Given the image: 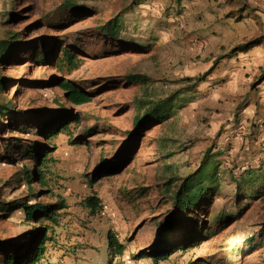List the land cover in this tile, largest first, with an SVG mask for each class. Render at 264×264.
<instances>
[{"label":"rangeland","instance_id":"1","mask_svg":"<svg viewBox=\"0 0 264 264\" xmlns=\"http://www.w3.org/2000/svg\"><path fill=\"white\" fill-rule=\"evenodd\" d=\"M119 16L117 38L103 34L100 27ZM255 39L264 41V0H0V46L17 42L0 63V104L14 109L12 126L0 133V207L28 197L29 185L19 182L24 169L45 173L30 155L39 145L42 159L54 161L69 205L42 264H153L151 250L172 245L188 248L159 264H264V176L238 190L239 166L221 156L215 162L223 182L213 206L187 214L191 221L171 214L182 180L206 155H218L220 135L209 133L214 106L224 105L212 99L222 84L220 43ZM64 48L75 53L76 69L57 66ZM42 53L48 57L38 62ZM212 67L190 90L197 82L188 79ZM215 73L220 77L212 81ZM64 81L91 101L68 102ZM173 95L168 121L138 128ZM60 127L59 136L46 138ZM36 179L39 200L54 204L59 189ZM90 195L101 199L96 214L82 206ZM40 225L20 211L0 212V252H24L18 240ZM207 226L215 234L199 236ZM109 232L125 245L123 256L110 257ZM166 232H175L169 242Z\"/></svg>","mask_w":264,"mask_h":264},{"label":"trees","instance_id":"2","mask_svg":"<svg viewBox=\"0 0 264 264\" xmlns=\"http://www.w3.org/2000/svg\"><path fill=\"white\" fill-rule=\"evenodd\" d=\"M122 27V18L121 16L116 17L109 21L106 25L100 27V30L106 36L116 39L120 33ZM10 46H0V63L6 60L8 56V52L11 51L12 45L17 44V42H10ZM262 43L261 39H255L249 42L246 45H241L234 48L230 54L225 55L224 57L234 55L238 52H243L248 50L251 47L257 46ZM62 55L58 57L57 66L59 68L62 67H69L70 69H76L78 67L77 57L73 50L64 48L62 49ZM48 57L47 54L42 53L39 56V61H44ZM215 70V67H212L206 74L202 77H198L197 79L190 78L188 80L194 81L196 80L197 83L193 84L190 90L196 88L199 84L206 81L207 77L212 74ZM134 80L142 82L143 84L146 80L139 76H133ZM264 76L261 77L263 79ZM2 83V81H1ZM68 96V102L73 105H84L91 101V98L88 94L83 93L75 86L71 85L69 82L64 81L59 84ZM189 90V91H190ZM175 96L173 95L169 97L166 101L161 104H158L156 108H154L151 112L145 114L141 121H139L138 128H142L144 126H152L155 127L157 125H161L168 121L172 115V111L174 108V99ZM9 103V102H8ZM14 114V109L11 108L7 104H0V133L7 128L8 126H12L10 123L11 116ZM2 120H6L7 123H3ZM53 121H48L44 127L46 128L49 126ZM65 127H60L59 129H54L49 133H43L47 139H52L64 131ZM14 130V129H13ZM43 132V131H41ZM36 152L30 154L32 159L34 158L36 161V165L39 169H43L45 173H38L36 171H31L29 169H24L21 177L19 178V182L27 183L28 187V197L21 199L17 202L11 203L10 206H1L0 212H14L20 211L22 212L25 221L27 223L34 222L36 224H41L39 228L35 229V233L32 235H27L18 242L24 243L26 248L25 251L22 253H11L7 255L5 252H0V256L5 255L7 256L4 260V264H42L43 262H47V251H48V243H52L56 240L54 236L57 235V228L60 226V217L62 215L60 212H64L69 208L68 202L64 199V189L60 183H56L55 177L56 172L53 170L54 166L52 163L54 161H50L49 159L43 158V146H35ZM213 155H206L203 159L202 164L200 165L199 169L190 174L189 176L185 177L182 180V184L179 187L178 191L176 192L175 196L173 197V208L174 211L171 214L181 213L182 215L186 214V220H190L187 214L192 216L194 213L204 210V208H208L213 206L216 200V197L220 194V175H219V163L213 161ZM42 172V171H41ZM256 171L252 168H248L242 176L239 178L238 181V190L242 189V185L246 184V187L252 188L254 182L257 180ZM36 179V183L42 186V188H51L54 185L57 195V201L54 204H44L39 200V193L33 191L32 183L33 180ZM254 177V178H253ZM223 182V181H222ZM91 183L93 184L94 181L92 180ZM62 192V193H61ZM245 194L249 195L251 192H246ZM82 206L85 209L90 210L91 214H96L101 208V199L97 197V195H90L86 197L83 202ZM227 216V215H226ZM227 218V217H226ZM230 219V217H228ZM48 222V225L45 224ZM166 224V223H165ZM160 223V227L165 226ZM175 229V228H174ZM168 231V230H167ZM199 236L209 237L214 235L215 232L210 226H207L206 232L203 234L200 233V228L198 229ZM175 232H166V236H164V241L169 242L170 238H174ZM202 234V235H201ZM163 241V242H164ZM108 247L111 253H109L110 257H117L123 256L126 250V247L123 243H121L118 238L112 233H108ZM182 248H188L181 246H170L166 249H152V254L156 252V255L152 257L154 263L159 264V262L167 261L172 255H174ZM192 264H198L196 262Z\"/></svg>","mask_w":264,"mask_h":264},{"label":"crops","instance_id":"3","mask_svg":"<svg viewBox=\"0 0 264 264\" xmlns=\"http://www.w3.org/2000/svg\"><path fill=\"white\" fill-rule=\"evenodd\" d=\"M229 22H233L232 19ZM244 38L241 37V41ZM241 41L229 40L226 44L220 43L219 49L223 50L220 54H230L234 48L241 46H234ZM219 65L224 66L222 84L213 90L212 99L214 102L221 101L224 105H215V110L212 112L215 123L209 136L215 138L216 135H220L218 138L220 145L216 151L218 155H213L215 156L213 161H218L221 156L225 161H235V165L239 166L238 170L229 169L228 175L233 171L239 174V178L248 167L260 168L254 170L256 176L262 178L264 176V78L261 77L264 76V41L248 50L225 57ZM215 77L218 79L220 76L215 73L212 81H216ZM255 164L259 165L255 167Z\"/></svg>","mask_w":264,"mask_h":264}]
</instances>
